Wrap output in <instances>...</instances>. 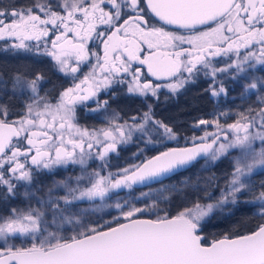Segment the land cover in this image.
I'll list each match as a JSON object with an SVG mask.
<instances>
[{
	"label": "snow or ice",
	"instance_id": "6c2138e0",
	"mask_svg": "<svg viewBox=\"0 0 264 264\" xmlns=\"http://www.w3.org/2000/svg\"><path fill=\"white\" fill-rule=\"evenodd\" d=\"M0 41L49 64L0 77V264H264V0H0ZM200 80L185 136L155 107Z\"/></svg>",
	"mask_w": 264,
	"mask_h": 264
},
{
	"label": "trees",
	"instance_id": "16d2710c",
	"mask_svg": "<svg viewBox=\"0 0 264 264\" xmlns=\"http://www.w3.org/2000/svg\"><path fill=\"white\" fill-rule=\"evenodd\" d=\"M43 61V62H41ZM16 70L23 72H36V71H48V66L46 59L40 56H34L31 53H18L13 54L10 51L5 50V48H0V77L7 79L8 76L17 74ZM53 85H59L58 83L51 82L50 84L45 85V88L51 90ZM207 87L206 83L203 80L197 81L195 84L188 85L184 90H182L178 95L168 97L167 99L161 100L157 104V113L156 116L159 119H163L166 122L172 123L177 127V130L180 131L185 136H191L199 132V130H193L190 125L197 118H206L209 116V113L213 111V102L210 100L207 93L204 89ZM134 149H129L128 152H132ZM123 152L120 153L122 155ZM120 159V161H119ZM123 158L119 157L118 159L113 157L112 164L122 167L126 162L131 163L130 161L122 162ZM201 163H203L201 161ZM95 166V165H93ZM199 169L197 165L196 171ZM227 170V162L221 163L217 167H212L208 171L200 172L201 177H208L215 174L217 177L221 176ZM71 172V169L69 170ZM78 171V170H77ZM188 173H185L187 175ZM64 173L61 171L60 176H63ZM60 176L56 178L59 179ZM261 176L257 175L254 179H260ZM45 180H50V177H45ZM223 183V181H221ZM32 204H35V201H32ZM26 206V203L17 200L14 203L8 205V207H20L23 208ZM5 208L4 202H0V211H3ZM251 213L247 210L237 211L235 215L231 217H226L217 212L208 223V226L205 228V233L215 234L220 232H226L230 229L237 228L241 225L242 221H246L250 218ZM211 239V236H209Z\"/></svg>",
	"mask_w": 264,
	"mask_h": 264
},
{
	"label": "flooded vegetation",
	"instance_id": "af4514ba",
	"mask_svg": "<svg viewBox=\"0 0 264 264\" xmlns=\"http://www.w3.org/2000/svg\"><path fill=\"white\" fill-rule=\"evenodd\" d=\"M46 59V58H45ZM47 62V60H46ZM47 66H48V70H49V64L47 62ZM51 81L52 82H55V83H63L64 81L60 80L58 77L56 76H52L51 77ZM192 84H195V83H192ZM190 85V84H189ZM171 97V96H169ZM165 98V93H161L160 94V100H163ZM90 106H94V105H90ZM140 106V101L137 99L135 101H133L132 98H124V97H118L117 101L115 103H113L112 107L113 108H118V109H124L125 112H127L128 114H132L138 107ZM157 105L155 107V112L157 113L158 109H157ZM79 115V122L80 124L82 125H99L100 124V120L98 119V117L94 114H89V113H86L85 111H79L78 113ZM130 152H123L122 155H120L119 157L123 158L122 162H125V161H130L128 159V157L130 156ZM120 161V159H119Z\"/></svg>",
	"mask_w": 264,
	"mask_h": 264
},
{
	"label": "rangeland",
	"instance_id": "374dc122",
	"mask_svg": "<svg viewBox=\"0 0 264 264\" xmlns=\"http://www.w3.org/2000/svg\"><path fill=\"white\" fill-rule=\"evenodd\" d=\"M0 48H5L4 47V43L2 42V41H0ZM206 118H210L209 116L208 117H206ZM199 130V132L198 133H196V134H193V135H201L202 134V131H203V129H198ZM208 131H213L214 129L213 128H208L207 129ZM33 205H35V204H33ZM26 207V206H25ZM24 208V207H23ZM17 243H19V241H17Z\"/></svg>",
	"mask_w": 264,
	"mask_h": 264
}]
</instances>
